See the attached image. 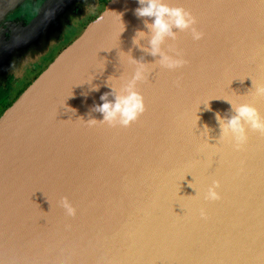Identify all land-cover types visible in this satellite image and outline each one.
Here are the masks:
<instances>
[{"label":"water","instance_id":"obj_1","mask_svg":"<svg viewBox=\"0 0 264 264\" xmlns=\"http://www.w3.org/2000/svg\"><path fill=\"white\" fill-rule=\"evenodd\" d=\"M23 1L0 0V22ZM68 2L45 0L21 37H51ZM163 2L205 33L173 29L161 45L183 67L150 54L139 0H108L0 114V264H264V134L249 129L238 151L217 120L232 104L264 116V0ZM133 60L146 111L129 127L90 123L102 95L125 94ZM214 181L221 199L206 200Z\"/></svg>","mask_w":264,"mask_h":264},{"label":"clouds","instance_id":"obj_2","mask_svg":"<svg viewBox=\"0 0 264 264\" xmlns=\"http://www.w3.org/2000/svg\"><path fill=\"white\" fill-rule=\"evenodd\" d=\"M139 4L141 7L136 9L138 16L154 17V23L145 21L146 27L152 33L149 40L150 54L160 57L158 63L161 67L169 70L183 67L187 61L179 58L182 57V52L176 49L175 55H168L162 51L161 45L168 37L176 38L177 34L173 29L191 30L193 39L201 40L205 33L195 27L197 24L196 17L183 7H170L163 0H139ZM138 34L144 35L142 31ZM133 62L137 64V67L131 81L123 88L125 94L115 95L114 102L108 99L109 93L102 95L100 97L103 101L102 105L96 106L94 110L103 114V120L92 119L89 120L90 123L100 122L113 127L117 125L129 127L146 111L144 97L136 91L137 82L146 79V65L136 60H133ZM255 94L264 97V84L255 87ZM232 109L235 114L230 118H221L217 114V120L221 128L220 138L234 141L233 147L239 151L243 149L248 141L249 129L264 134V116L260 114L256 107L248 103L239 106L232 104ZM219 187L220 182L214 181L213 185L208 188L205 199L210 201L221 199V195L217 191ZM60 203L67 215H76V208L67 197L61 198ZM200 216L203 219L207 218V211L204 208L200 209Z\"/></svg>","mask_w":264,"mask_h":264},{"label":"flooded vegetation","instance_id":"obj_3","mask_svg":"<svg viewBox=\"0 0 264 264\" xmlns=\"http://www.w3.org/2000/svg\"><path fill=\"white\" fill-rule=\"evenodd\" d=\"M37 1V0H36ZM45 0H38L36 3H41ZM82 6L75 10L74 13L77 17L64 27L59 39L56 43L48 49L42 56H38L31 61L24 63V65L18 67L19 71H7L0 75V105L10 101V96L13 93L22 91L26 85H28L50 62L51 60L70 42L77 34L90 22L103 8L108 0H83ZM41 4L37 7L32 2V7L28 10H22L25 12L23 15L15 13V16H11L14 12L6 15L0 22V49L2 50L3 43L8 41L12 32V27L28 23L39 11ZM89 4V5H88ZM10 16V18H8Z\"/></svg>","mask_w":264,"mask_h":264},{"label":"rangeland","instance_id":"obj_4","mask_svg":"<svg viewBox=\"0 0 264 264\" xmlns=\"http://www.w3.org/2000/svg\"><path fill=\"white\" fill-rule=\"evenodd\" d=\"M37 1L24 0L20 5H18L15 9L12 10L14 12L11 14V16L13 14V16H15V13H20V15H23L25 12H23L22 10H28L29 8H31L32 2H34L35 7L39 6L41 3H36ZM68 1L69 2L67 3V7L60 10L61 15L57 16V14L54 12V22L51 23L52 25H54V34L48 38L47 35L44 36L46 31L40 32L41 39L45 42V44H43V41H40L41 39L39 40V42L36 43H28L26 42L27 40L24 37H21V35L23 36L24 34H26V29L28 28L30 21L25 25L19 24L12 27L13 33L11 34L10 38L7 39L8 41H5V43H3L2 50L0 49V75L7 71L18 72V67L24 65V63L31 61L32 59L38 56H42V53H44L46 49H48V47L56 43L64 27L67 28L68 25L74 20V17H77L74 11L79 9L82 6L81 3L84 2L83 0ZM43 3L44 1H42V4ZM12 11H10L9 13H11ZM9 13L7 15H10ZM8 18H10V16ZM49 24L47 25V28L49 27ZM14 33L17 34L18 41H14L15 39H17V37H15L10 44V40L11 38L13 39L12 35Z\"/></svg>","mask_w":264,"mask_h":264},{"label":"trees","instance_id":"obj_5","mask_svg":"<svg viewBox=\"0 0 264 264\" xmlns=\"http://www.w3.org/2000/svg\"><path fill=\"white\" fill-rule=\"evenodd\" d=\"M27 86V85H26ZM23 91V90H22ZM22 91H18L16 93L11 94L10 96V101L7 103H3L0 105V114L15 100V98L22 92Z\"/></svg>","mask_w":264,"mask_h":264},{"label":"bare ground","instance_id":"obj_6","mask_svg":"<svg viewBox=\"0 0 264 264\" xmlns=\"http://www.w3.org/2000/svg\"><path fill=\"white\" fill-rule=\"evenodd\" d=\"M95 45V39H93L92 41H90L86 47H85V52L89 51V50H92L93 46ZM94 50V49H93Z\"/></svg>","mask_w":264,"mask_h":264}]
</instances>
